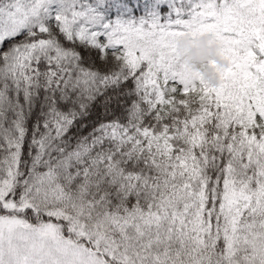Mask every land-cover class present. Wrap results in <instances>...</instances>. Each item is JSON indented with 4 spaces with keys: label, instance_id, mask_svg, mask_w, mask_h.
I'll return each instance as SVG.
<instances>
[{
    "label": "snow or ice",
    "instance_id": "1",
    "mask_svg": "<svg viewBox=\"0 0 264 264\" xmlns=\"http://www.w3.org/2000/svg\"><path fill=\"white\" fill-rule=\"evenodd\" d=\"M0 264H264V0H0Z\"/></svg>",
    "mask_w": 264,
    "mask_h": 264
},
{
    "label": "clouds",
    "instance_id": "2",
    "mask_svg": "<svg viewBox=\"0 0 264 264\" xmlns=\"http://www.w3.org/2000/svg\"><path fill=\"white\" fill-rule=\"evenodd\" d=\"M177 48L182 59L194 70L204 69L207 77L215 81L216 76L209 70V61L215 60L218 64L222 63L217 55V45L211 42L207 35L195 40L188 36L182 37L177 42Z\"/></svg>",
    "mask_w": 264,
    "mask_h": 264
},
{
    "label": "trees",
    "instance_id": "3",
    "mask_svg": "<svg viewBox=\"0 0 264 264\" xmlns=\"http://www.w3.org/2000/svg\"><path fill=\"white\" fill-rule=\"evenodd\" d=\"M136 3V0H133V4H135ZM114 11V10H113ZM139 14V13H138ZM113 19H115V16H113L112 17ZM213 63H216V64H218L215 60H212V61H209V70L213 73V75H215L216 76V73H215V71H214V69H213V67H212V64ZM197 71H199V72H201V74L209 81V82H211V80H209L208 79V77H207V74H206V72L204 71V69H200V70H197Z\"/></svg>",
    "mask_w": 264,
    "mask_h": 264
}]
</instances>
